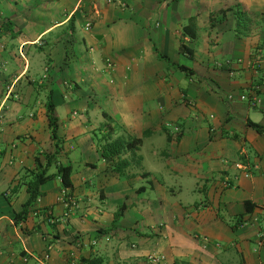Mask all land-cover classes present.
Returning a JSON list of instances; mask_svg holds the SVG:
<instances>
[{
  "label": "crops",
  "instance_id": "crops-1",
  "mask_svg": "<svg viewBox=\"0 0 264 264\" xmlns=\"http://www.w3.org/2000/svg\"><path fill=\"white\" fill-rule=\"evenodd\" d=\"M150 12L152 28L140 20ZM172 65L192 71L184 89L168 83ZM49 102L61 148L48 174L70 166L72 188L64 198L58 177L42 185L20 220L35 159L44 164L56 152ZM113 115L126 139L147 132L141 147L164 133L152 161L199 181L203 201L164 199L156 216L149 200L135 198L182 188L155 182L141 147L113 172L116 160L93 141ZM171 123L179 136L163 131ZM249 123L264 129V0H0V264H146L152 254L168 264H264V135ZM74 151L85 171L73 175ZM138 179L149 188L131 187Z\"/></svg>",
  "mask_w": 264,
  "mask_h": 264
},
{
  "label": "rangeland",
  "instance_id": "rangeland-1",
  "mask_svg": "<svg viewBox=\"0 0 264 264\" xmlns=\"http://www.w3.org/2000/svg\"><path fill=\"white\" fill-rule=\"evenodd\" d=\"M191 1V0H188ZM196 1V0H195ZM149 6L151 4V2H148ZM151 13V12H150ZM156 15L157 14H152L149 18H145L143 19L144 15L142 16V18L140 20H143L144 24H147V26L149 24H151V28L154 26V22L156 21ZM241 19L243 20L244 18L241 17L239 18V27L242 28L244 27ZM238 21V20H237ZM80 31V30H79ZM148 33V30H146ZM241 32V31H239ZM80 33V32H79ZM78 33V34H79ZM81 34V33H80ZM79 34V35H80ZM180 64H184V65H188V60H184L183 58H181L179 60ZM107 83L110 81V78H106ZM168 83H175L178 86H176V89H184L185 84L187 83V78L185 77L184 74H182L181 72L176 71L175 75H171L169 74V78L167 79ZM89 89V88H88ZM86 87V90H88ZM103 110H105L106 112H108V108H111L108 105V108L102 106ZM147 109L150 107L146 106ZM110 111V110H109ZM112 115V114H111ZM114 120L111 121V126L112 128L115 130V133H118L120 136L122 137L125 141H127L128 139H126L125 135L123 134L122 131V127H121V123L117 120V118L115 117V115H113ZM176 124H166L165 128L166 131L169 136H171L172 134H176L174 127H176ZM178 128V127H177ZM179 129V128H178ZM106 130V129H105ZM180 132V130H179ZM178 132V133H179ZM103 135L98 134L96 136V138L93 137V141L94 143L97 145L98 144V148L100 146L101 143V138ZM166 136L164 133H155V135L149 137V138H145L144 140V145L141 147L140 150V155H142L144 157V162L142 164L143 169L145 171H149L152 174V178L154 179L155 182H159V183H165L163 185V188L165 189H173V190H178L179 187L182 188V192L181 193H175L174 195H169V193L166 194H160V196H158L156 193H152L150 192L148 189L146 190V193L142 196H138L135 197L137 199H142V200H149L150 203L152 204V210L156 213V216L159 212H161L164 208V204H165V200L169 202V204H176V205H187V204H192L194 202L200 203L201 201H203V197L201 195H199L198 193L194 192V187L196 186L195 183L199 182V181H194L192 178L189 179L185 174H183L182 176L178 175L177 177L174 176V171L172 169H174L173 167L167 168L165 169L163 164H155V162L152 161L153 157L151 155V152L153 150V148H155L157 150L156 153H158V151H160L161 149H163V147L166 145ZM70 157L73 158L72 162H73V175L78 172L81 173L83 171H85V167L84 165L81 164V167L79 168V162L83 159V157H81L80 153L78 151H74L71 152ZM132 158H130L131 160ZM133 160V159H132ZM131 160V161H132ZM90 170V169H89ZM88 170V171H89ZM49 171H54V167L51 166V169ZM57 184V183H56ZM49 186H54L52 184H50ZM131 187L134 188H138L139 186H145L146 188H149V184L146 180H142V179H138V180H134L130 183ZM60 187V186H59ZM58 187V189H59ZM61 188V187H60ZM135 198H132V196H129L128 201L126 203H128L129 205H132L135 203L138 204L137 202H135L134 200H136ZM165 199V200H164ZM140 205V204H139ZM136 209H141V207H137L135 206L132 207V211L133 213L136 212ZM158 221V217L155 218V220L153 221L154 223H157Z\"/></svg>",
  "mask_w": 264,
  "mask_h": 264
},
{
  "label": "trees",
  "instance_id": "trees-1",
  "mask_svg": "<svg viewBox=\"0 0 264 264\" xmlns=\"http://www.w3.org/2000/svg\"><path fill=\"white\" fill-rule=\"evenodd\" d=\"M184 33L189 35L190 39L194 38V34L191 29L190 25L185 26ZM180 53L186 54L188 56L192 55V51L185 47L183 44L180 45ZM153 52L157 55L158 59L165 61L168 63L167 58L165 56H161L158 54L157 49L153 47ZM173 69L178 72H181L185 76L190 77L192 75V71L188 68H185L180 65H172ZM47 115H48V123L51 133V140L53 141V146L56 149V152L53 155L45 156V163L41 164L38 159H35V166L34 171L31 172V175L28 177V181L24 184L26 186V191L28 193V200L23 205L22 212L17 216L18 219L22 220L25 219L27 214L32 210L35 206L37 200L41 196L40 187L47 182L51 181L52 179L58 177L61 181L62 189L65 192V195L68 196L69 192L72 188L71 183V175H72V168L70 166L58 165L56 167V174L50 175L48 174V169L51 166V160L57 155L58 150L61 148L60 140L57 136V119L54 116V107L49 102L47 104ZM107 118V116H105ZM249 125L259 134L264 135V129L258 125L249 123ZM177 127V126H176ZM101 129L105 131V134H102L101 143L102 145L99 146L101 151V155L104 159H115L116 162L113 166V172L116 174H120L124 171L125 167L130 165V162L126 160H122L121 157L126 155L127 153H131L134 150L138 149L142 145V140L144 136H146L147 132L143 133L141 138H133L128 139L127 141L117 138L115 140L110 141L112 135L115 133V130L112 128L110 122H106L101 126ZM106 129V130H105ZM166 132V130H163ZM180 135V132L177 134ZM169 136V135H168ZM34 210V209H33ZM125 210V207L122 206L119 208V213L116 215L118 218L119 215ZM88 264H95L94 261L88 262Z\"/></svg>",
  "mask_w": 264,
  "mask_h": 264
},
{
  "label": "built area",
  "instance_id": "built-area-1",
  "mask_svg": "<svg viewBox=\"0 0 264 264\" xmlns=\"http://www.w3.org/2000/svg\"><path fill=\"white\" fill-rule=\"evenodd\" d=\"M86 28H88V26H86ZM240 99L241 100H245L246 98L244 96H241ZM252 106H255V103L254 102L252 103ZM174 130H175V133L178 134L179 129L177 127H174ZM235 167H236V169H239V170H242L243 169L242 165H240V164H236ZM245 177L246 178L250 177V174L246 173L245 174ZM62 193H63L64 198H66L65 192L63 191ZM63 200H64L63 203H65V207L67 209H69V208H76L77 207L76 202L73 201L72 199H67L66 201H65V199H63ZM257 246L258 247H261L262 246V242L259 241L257 243ZM263 263H264V258H263ZM146 264H168V263L166 261V258L163 255H160V254H152V255L147 256V258H146Z\"/></svg>",
  "mask_w": 264,
  "mask_h": 264
}]
</instances>
